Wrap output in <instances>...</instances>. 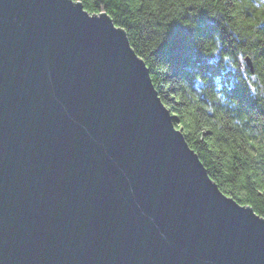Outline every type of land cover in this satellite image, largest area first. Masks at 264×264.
<instances>
[{
	"label": "water",
	"instance_id": "obj_1",
	"mask_svg": "<svg viewBox=\"0 0 264 264\" xmlns=\"http://www.w3.org/2000/svg\"><path fill=\"white\" fill-rule=\"evenodd\" d=\"M0 264H264V217L79 0H0Z\"/></svg>",
	"mask_w": 264,
	"mask_h": 264
},
{
	"label": "trees",
	"instance_id": "obj_2",
	"mask_svg": "<svg viewBox=\"0 0 264 264\" xmlns=\"http://www.w3.org/2000/svg\"><path fill=\"white\" fill-rule=\"evenodd\" d=\"M79 1L125 31L220 190L264 217V0Z\"/></svg>",
	"mask_w": 264,
	"mask_h": 264
},
{
	"label": "clouds",
	"instance_id": "obj_3",
	"mask_svg": "<svg viewBox=\"0 0 264 264\" xmlns=\"http://www.w3.org/2000/svg\"><path fill=\"white\" fill-rule=\"evenodd\" d=\"M213 51H214V49H213Z\"/></svg>",
	"mask_w": 264,
	"mask_h": 264
}]
</instances>
